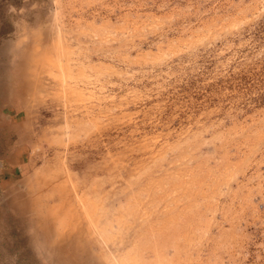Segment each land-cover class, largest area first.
I'll return each mask as SVG.
<instances>
[{"label": "rangeland", "instance_id": "1", "mask_svg": "<svg viewBox=\"0 0 264 264\" xmlns=\"http://www.w3.org/2000/svg\"><path fill=\"white\" fill-rule=\"evenodd\" d=\"M0 264H264V0H0Z\"/></svg>", "mask_w": 264, "mask_h": 264}, {"label": "bare ground", "instance_id": "2", "mask_svg": "<svg viewBox=\"0 0 264 264\" xmlns=\"http://www.w3.org/2000/svg\"><path fill=\"white\" fill-rule=\"evenodd\" d=\"M48 235V234H47Z\"/></svg>", "mask_w": 264, "mask_h": 264}]
</instances>
